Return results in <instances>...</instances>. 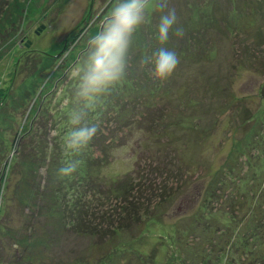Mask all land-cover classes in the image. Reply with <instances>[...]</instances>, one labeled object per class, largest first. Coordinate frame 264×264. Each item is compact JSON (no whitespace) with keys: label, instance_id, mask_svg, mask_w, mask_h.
Returning a JSON list of instances; mask_svg holds the SVG:
<instances>
[{"label":"rangeland","instance_id":"obj_1","mask_svg":"<svg viewBox=\"0 0 264 264\" xmlns=\"http://www.w3.org/2000/svg\"><path fill=\"white\" fill-rule=\"evenodd\" d=\"M116 2L0 0V172L12 175L16 169L11 163L16 138L21 148L23 133L50 131L48 141L55 136L51 120L76 107L71 72ZM172 5L183 29L163 45L179 58L172 75L159 80L150 64L141 63L161 46L151 36L158 13L149 9L134 35L123 87L102 97L99 114L91 110L84 117L96 124L103 119L102 131L115 139L105 140L109 162L95 176L125 178L134 167L132 155L169 159L178 174L166 182L167 200L158 202L151 218L143 216L140 225L105 242L75 234L23 208V200L34 202L50 177L56 181L54 174L47 176V162L34 169L33 158L25 163L29 177L5 176L0 186L2 210L8 205L4 196L14 197L0 221L4 264H201L206 256L215 264L216 259L264 264V0H172ZM106 101L117 106L115 112ZM104 117L113 122L107 125ZM141 117L158 120L159 130H137ZM64 149L70 152L65 143ZM121 149L127 151L121 155ZM65 152L66 161L73 159ZM125 157L130 167L117 164ZM47 193L53 201V191Z\"/></svg>","mask_w":264,"mask_h":264},{"label":"trees","instance_id":"obj_2","mask_svg":"<svg viewBox=\"0 0 264 264\" xmlns=\"http://www.w3.org/2000/svg\"><path fill=\"white\" fill-rule=\"evenodd\" d=\"M154 35L155 32L151 33L153 38ZM120 84L121 82L113 87L115 94L119 93L121 87H123ZM103 97L106 99L105 95ZM106 103L108 109L111 108L112 112L116 111L117 106L115 104L110 105L109 101H106ZM97 112V110L93 112L92 116H96L95 113ZM58 114L61 113L59 112ZM107 114H110V112ZM57 117L51 120L53 123L51 129L55 132V136L49 137L48 141L46 137L50 135V131L40 135L37 134L36 136H33L31 133L26 134L27 132L23 133L21 138L24 145L21 148L16 147L20 142H18L19 139L16 138L14 140V145L12 144L11 147L12 153L9 152L8 154H13L11 163L13 162L16 169L20 165L18 167L19 173L15 169L13 171L14 173L11 172L13 174L10 175L6 170H2L0 172L2 174L0 186L5 176H10V179H12V176L19 175L20 180V176H23L26 169L29 168L27 166L31 159L36 158L34 161L38 166H33L34 169H39L40 165L46 166L48 164L47 176H53L54 174L56 178V181H54L55 183L57 182V186L53 189L52 182L54 181L50 177L51 184L49 185L48 182L50 180H48L46 185L43 186V189L36 190L34 202L27 204L28 202L23 200V208H28L33 212L36 210L35 215L38 214V217L44 214L43 217H47L48 219L46 223H63V228L67 231L72 230L75 234L93 236L99 241L105 242L108 239L116 237L118 233L130 228L132 225L134 227L140 225L145 218H151L154 215V209L159 205L158 202L167 200V196L164 195L168 186L166 182L172 181L177 177L178 172L176 174L174 172L172 173L170 169L172 166L169 163H172V161L169 159L145 160V154H141L140 159H134L136 155H132L131 159L134 161V167L132 166L125 178H118L116 180L112 178L110 181L101 180L98 176H95L94 172L99 168H103L109 162V148L105 146V140L108 139L106 142H113L115 140L113 137L109 139L105 136L104 130L102 131L103 128L101 127V124H104V122L101 119V124H98L99 130L88 147L80 154L69 152L72 154L73 159L81 161L77 170L70 176L61 177L58 175L57 170L66 162L65 155L63 154V151L65 152L64 136L71 129V125L68 114L65 117ZM104 118L107 125L113 122L110 117ZM90 121L88 120V123ZM136 123L137 130L144 129L153 133L159 130L158 127L160 125L158 120L143 117L138 118ZM26 137L28 138L25 139ZM33 137H36V139ZM39 138L40 140L38 141ZM26 140L32 144V147L27 144ZM14 153H17V155ZM69 153L67 151L65 152L66 157L70 159L68 156ZM4 168L6 169V165ZM29 174L30 171L26 172L27 177H29ZM156 179L159 180L161 185L156 182ZM51 190L53 191V194H51L53 201L50 198L48 199L49 195L47 192H51ZM7 191L9 193V185ZM4 197L5 200L2 198V201L8 202L7 206L9 207L14 197H11L9 194ZM6 207L3 210L2 206L0 207V221L3 212L7 216ZM46 211L49 213L47 216L45 214ZM143 216L145 217L142 220ZM244 216H248V212H245ZM54 217L56 218L50 219ZM32 220L35 223V216H32ZM27 226L29 228V225ZM2 229L3 225L0 226V230ZM114 250L117 253L119 248L116 247ZM209 260H211V257L208 258L206 256L201 264H215L214 262H209ZM216 261L217 264H222L223 262L222 259H216ZM0 264L4 263L0 261ZM98 264L102 263L100 262ZM224 264H226V260Z\"/></svg>","mask_w":264,"mask_h":264},{"label":"clouds","instance_id":"obj_3","mask_svg":"<svg viewBox=\"0 0 264 264\" xmlns=\"http://www.w3.org/2000/svg\"><path fill=\"white\" fill-rule=\"evenodd\" d=\"M149 9L158 13L155 34L161 46L143 57L141 63L150 64L152 75L159 80L167 79L176 69L177 53L163 46L170 34L183 35V29L177 27L178 13L172 0H117L102 20L100 31L88 41L79 66L71 72V79L76 81L73 94L76 107L69 115L71 129L64 136L65 148L71 153L80 154L96 136L99 125L85 122L84 117L87 111L97 109L102 97L125 76L134 35L145 23ZM126 151L121 149V155ZM80 163L77 159L68 160L57 173L61 177L70 176ZM117 164L131 166L127 157Z\"/></svg>","mask_w":264,"mask_h":264}]
</instances>
